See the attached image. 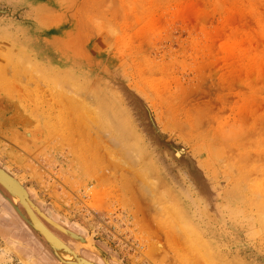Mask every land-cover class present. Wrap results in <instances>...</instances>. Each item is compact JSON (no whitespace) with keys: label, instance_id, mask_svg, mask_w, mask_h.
I'll return each instance as SVG.
<instances>
[{"label":"rangeland","instance_id":"rangeland-1","mask_svg":"<svg viewBox=\"0 0 264 264\" xmlns=\"http://www.w3.org/2000/svg\"><path fill=\"white\" fill-rule=\"evenodd\" d=\"M0 166L114 264H264V0H0Z\"/></svg>","mask_w":264,"mask_h":264},{"label":"water","instance_id":"water-1","mask_svg":"<svg viewBox=\"0 0 264 264\" xmlns=\"http://www.w3.org/2000/svg\"><path fill=\"white\" fill-rule=\"evenodd\" d=\"M0 185L11 195V197L13 199H14V197L17 196L16 193H19V192H23L24 193L25 200H20L19 199L20 197H19V194H18L17 197H19L18 198L19 200L16 201L14 199V201L17 204L19 203L23 207V209L25 210V212H26V214L28 216V219L26 220L27 223L32 227V229L35 232L39 233L40 235H42L44 237V239L50 245L51 249L53 250L54 255L57 257V259L59 260L60 263H62V264H80V261L78 260V261H76V263H75V261H72V262L71 261H66V260L62 259L56 253L57 249H56L55 245L53 244L52 240L49 238V236H52L53 238H55V237L43 226V224L40 222V220L37 217V215H35V213L31 210V206L36 211V213H38V215L40 217H42L43 219H45L48 223H50L51 225H53L57 229L63 231L64 233L74 237L79 243H81V245L85 246L86 248H89V249H92L94 251H97V249H98L97 246L94 245V243L91 240H85V239L76 237L75 235L71 234L69 231L63 229L60 225H58L55 222H53L52 220L48 219L42 212H40L39 209L37 207H35V205L31 202V200L29 198V195H28V192L26 191V189H25V187L23 185V182L20 181L17 177L11 175L7 170H5L1 166H0ZM10 186L16 187L19 191L18 192H16V191L14 192L13 189L10 188ZM28 202H29L30 206H28L26 204ZM15 209L18 211V213H20L18 208H17V206H15Z\"/></svg>","mask_w":264,"mask_h":264},{"label":"flooded vegetation","instance_id":"flooded-vegetation-1","mask_svg":"<svg viewBox=\"0 0 264 264\" xmlns=\"http://www.w3.org/2000/svg\"><path fill=\"white\" fill-rule=\"evenodd\" d=\"M30 202V201H29ZM32 202V201H31ZM30 202V203H31ZM33 203V202H32ZM34 204V203H33ZM30 206V204L28 205ZM23 212V209H21ZM31 210L35 213L36 215V211L33 209V207L31 206ZM38 217V216H37ZM40 220V219H39ZM40 222L43 224V226L57 239L53 238L54 241H56L60 246L64 247L67 250H71L72 253L76 254L79 256V258L81 259L80 263H86V264H114L112 263V261H110L112 258H110L109 256H105V257H97L95 253L92 252H88V251H82V250H78L76 249L75 246H71V244L69 243L68 239H65V237H63L62 235L58 234L57 231H55L54 229H52L49 225H47L45 222L41 221ZM56 223V222H55ZM60 225V224H59ZM61 226V225H60ZM63 229L69 231L71 234L75 235L76 237L82 238L83 236L81 234H77L63 226H61ZM61 231V230H60ZM62 233H64L63 231H61ZM66 234V233H65ZM68 235V234H66ZM68 237H70L73 240H76L74 237L68 235ZM77 241V240H76ZM43 247L46 248L47 252L52 253L50 251L49 246L46 243H42ZM66 247H65V246ZM47 246V247H46ZM69 250V251H70ZM53 257V256H52ZM51 257V262L54 263L55 258L53 257L52 259ZM84 260V261H83ZM86 261V262H85ZM57 262V261H56ZM89 262V263H88Z\"/></svg>","mask_w":264,"mask_h":264},{"label":"bare ground","instance_id":"bare-ground-1","mask_svg":"<svg viewBox=\"0 0 264 264\" xmlns=\"http://www.w3.org/2000/svg\"><path fill=\"white\" fill-rule=\"evenodd\" d=\"M110 109V108H109ZM108 110V106H107V108H106V111ZM93 123V122H92ZM123 132H125V133H127L128 134V132L129 131H127V129H126V127H123ZM10 188L11 189H13V191L15 192H18L19 190L16 188V187H14V186H10ZM154 191V190H153ZM18 194H19V197H17L18 196ZM16 197H14V199L17 201V200H25V196H24V193L23 192H19V193H16ZM19 198V199H18ZM27 205H29V202L28 203H26ZM49 236V235H48ZM49 238L52 240V242H53V244L55 245V247H56V249H57V251H56V253L62 258V259H64V260H66V261H75V263H76V261H80L81 262V259L79 258V256L78 255H76V254H74V253H72L71 251H69V250H67V249H65L64 247H62V246H60L56 241H54L53 240V238L51 237V236H49ZM80 264H86V263H80Z\"/></svg>","mask_w":264,"mask_h":264}]
</instances>
